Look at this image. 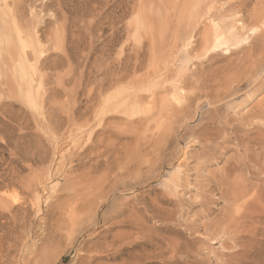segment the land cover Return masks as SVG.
<instances>
[{
	"label": "rangeland",
	"instance_id": "rangeland-1",
	"mask_svg": "<svg viewBox=\"0 0 264 264\" xmlns=\"http://www.w3.org/2000/svg\"><path fill=\"white\" fill-rule=\"evenodd\" d=\"M263 27L264 0H0V264H170L174 247L177 264H264L262 203L260 227L234 224L247 235L222 224L237 184L264 191L237 142L264 139ZM91 135L116 163L100 220L72 232L66 210L95 194L79 184Z\"/></svg>",
	"mask_w": 264,
	"mask_h": 264
},
{
	"label": "bare ground",
	"instance_id": "bare-ground-1",
	"mask_svg": "<svg viewBox=\"0 0 264 264\" xmlns=\"http://www.w3.org/2000/svg\"><path fill=\"white\" fill-rule=\"evenodd\" d=\"M262 16V15H261ZM258 19V18H257ZM263 26V25H262ZM261 26V27H262ZM217 28H218V30L217 29H214V30H212V35L210 36L211 37V39H210V43H211V46H210V43H209V46L211 47V49L212 50H214L216 53L217 52H219L218 50H220V49H222V50H224L223 49V47L225 46V48H226V46H227V42H226V39H224L223 38V36H222V33L219 31V27L218 26H216ZM215 27V28H216ZM214 28V27H213ZM258 28V27H257ZM264 28V27H263ZM244 28H242V30H243ZM256 29V28H255ZM235 30H238L237 28L235 29ZM241 30V29H240ZM256 31H257V29H256ZM258 31H259V29H258ZM247 32V31H246ZM250 32H251V30H250ZM249 32V33H250ZM253 32H255V30L253 29ZM239 33V32H238ZM241 33V32H240ZM248 33V34H249ZM252 33V32H251ZM258 33V32H257ZM261 33V32H260ZM262 33H263V31H262ZM262 33H261V35H262ZM245 34V33H244ZM247 34V33H246ZM254 34V33H253ZM259 34V33H258ZM238 36V35H237ZM240 36V35H239ZM258 36H260V35H258ZM262 36H264V35H262ZM225 37V36H224ZM243 37V36H242ZM241 38V37H240ZM244 38V37H243ZM249 38V37H248ZM260 38L261 37H259V40H260ZM238 39V38H237ZM245 39V38H244ZM243 39V41H245ZM247 39V38H246ZM257 39V38H256ZM263 39H264V37H263ZM232 40V39H231ZM239 40V39H238ZM242 41V40H241ZM256 41V40H255ZM234 42H235V40H234ZM234 42H232V43H234ZM249 42V41H248ZM208 43H207V46H208ZM229 44H231L230 42H229ZM242 44V43H241ZM252 44H254V43H252ZM255 45V44H254ZM250 46H251V44H250ZM250 46H249V48H250ZM239 47V46H238ZM246 47V46H245ZM248 48V47H247ZM246 48V49H247ZM249 48L247 49V50H249ZM228 50L227 51H229V48H227ZM262 49V48H261ZM244 50V49H243ZM252 50H253V48H252ZM231 51V50H230ZM241 51V50H240ZM245 51L246 50H244V54H245ZM20 52V51H19ZM25 52V51H24ZM23 52V53H24ZM221 52V51H220ZM234 52V51H233ZM246 52H249V51H246ZM252 52L253 51H251V55L250 56H248L247 54H245V56L247 55V57L248 58H250V57H252V55H253V57H252V60H253V58L255 59V57H254V54H252ZM254 52H255V50H254ZM229 53V52H228ZM231 53V52H230ZM243 53V52H242ZM256 53V52H255ZM215 54V53H214ZM233 54V53H232ZM243 54V55H244ZM258 56V55H257ZM31 57V56H30ZM261 58H262V56H261ZM243 59V58H242ZM242 59H241V61H242ZM243 60H247V58L245 59V57H244V59ZM251 60V59H250ZM263 60V59H262ZM239 61V62H238ZM238 61L236 62V64L237 63H239L240 64V57H239V59H238ZM249 61V60H248ZM253 61H255V60H253ZM243 62V61H242ZM241 62V63H242ZM250 62V61H249ZM252 62V61H251ZM250 62V65H249V68H250V66L252 65V64H254L253 62L251 63ZM256 62H259V61H256ZM246 63H247V61H246ZM246 63H244L243 62V64H246ZM260 63V62H259ZM263 63V62H262ZM249 64V63H248ZM248 64H246V65H243V66H248ZM257 64V63H256ZM25 65V64H24ZM154 66L156 65V64H153ZM239 67H240V65H238ZM237 67V66H236ZM154 68V67H153ZM231 68V67H230ZM230 68H228L229 70H231ZM241 68V67H240ZM254 68H258V67H253V65H252V70H251V68H250V70H251V72H249L250 74L248 75V73H247V71H246V73L247 74H245L244 72V75H248V76H250V75H253L252 73H253V69ZM226 70H227V67L225 68ZM229 70H228V74L230 75V73L231 72H229ZM246 70H247V68H246ZM249 70V69H248ZM258 70V69H257ZM237 71H238V67H237V70H236V73H237ZM239 71L240 72H242V70H240L239 69ZM244 71V70H243ZM254 71H256V69L254 70ZM224 72V71H223ZM225 73V72H224ZM236 73H235V75H236ZM243 73H241L240 75H242L243 76ZM262 73V72H261ZM223 74V73H222ZM228 74H226V75H228ZM237 74H239V73H237ZM149 74H147V76H148ZM228 75V76H229ZM240 75H238L239 77H241ZM145 76V75H144ZM225 76V75H224ZM228 76H227V78H228ZM30 77V76H29ZM245 76H243V78H244ZM254 77V76H253ZM255 77H256V74H255ZM141 78H143V76L141 77ZM223 78H226V77H223ZM226 78V79H227ZM230 78V77H229ZM228 78V79H229ZM234 78H235V76L233 75V80H234ZM252 78V77H251ZM144 79V78H143ZM149 78H147V80H148ZM231 79H232V76H231ZM230 79V80H231ZM235 79H238V77L236 76V78ZM242 79V78H241ZM241 79H238V80H241ZM253 80V79H252ZM140 81V80H139ZM142 81V80H141ZM145 81V80H144ZM203 81V80H202ZM219 81V80H218ZM221 81V80H220ZM227 81H229V80H227ZM227 81H225V83L227 82ZM242 82L244 81V80H241ZM240 81V82H241ZM209 82V81H208ZM240 82H237L236 81V83H237V85H239V83ZM249 82V81H248ZM215 83V82H214ZM228 83V82H227ZM218 84H219V82H218ZM230 85H231V82H230ZM241 85H242V83H241ZM240 85V86H241ZM205 86V85H204ZM209 86V85H208ZM211 86V85H210ZM216 86H218V85H216ZM215 85H213L212 87H216ZM198 87V86H197ZM196 87V88H197ZM222 87V86H221ZM199 88H201V86L199 87ZM209 88V87H208ZM143 89V88H142ZM198 90V89H197ZM200 90H202V89H200ZM203 90H205V89H203ZM226 90V89H225ZM228 91H229V89H227ZM209 91V90H208ZM199 92H201V91H199ZM218 92V91H217ZM205 93H206V90H205ZM204 93V94H205ZM207 94V93H206ZM219 94H220V92H219ZM198 95V94H197ZM128 96V95H127ZM155 100V99H154ZM126 102H127V99L125 98V97H117V96H114L110 101H109V103H108V110H109V112L111 111V110H119V109H124L126 106H127V104L129 103V102H127V104H126ZM130 105V104H129ZM128 105V106H129ZM183 106V105H182ZM129 108V107H128ZM190 108V107H189ZM126 109V108H125ZM124 109V110H125ZM185 110V109H184ZM188 111V110H187ZM106 113V112H105ZM260 116L262 117V118H264V111H262L261 113H260ZM85 119V118H84ZM262 123H264V122H262ZM256 124V123H255ZM85 125H88V123H86ZM238 130V129H237ZM253 130H258V127L256 128V126L254 127V129ZM84 131H85V129L84 128H79V129H77L75 132H74V134H77V135H79V136H81V135H83L84 134ZM202 132V131H201ZM237 132V131H236ZM257 132H259V131H257ZM234 134H236V133H234ZM92 136L93 135H91V136H89V140L80 148L81 150H80V152H79V154H81V153H83V155L85 154V153H88L89 154V156L87 157V160H86V163H85V166L87 167V169H86V172H85V174L82 176V178H81V182L79 183V184H82V183H84L85 181H88V182H91V184L92 183H95V185H96V187H95V194H88V196L86 197V196H84L85 197V199H83L84 200V203L86 202V204H77V203H75L73 206H70L69 208H68V210H66V211H68L69 212V216L67 217L68 219V226L70 227V229H72V232H75L74 230H76V229H78V228H81L82 226H85V229H87L88 230V227L89 226H91V224L92 225H94V224H96L99 220H100V218L99 219H97V217H98V213H97V208L99 207V202H98V200H101V194L102 193H104V188L106 187V185L108 184V181L110 180V175H111V168H112V165L113 164H115L116 162H114L113 163V161L114 160H112V162L110 161V158H109V155H108V148H109V145H107V144H105L103 141L102 142H100V144L98 143V144H96V143H91V138H92ZM214 135H212V134H210V133H207V131H206V129L204 128V131L201 133V137H205V140H206V142L208 143V145H207V143L205 142V149L206 150H208V151H211V146L213 147V150H215V146H213V141H214V137H213ZM241 136V135H240ZM244 136V135H243ZM248 138V137H247ZM83 139H84V137H82L80 140H82L83 141ZM222 141H228V140H226L225 138L222 140ZM237 142H239L238 144V148H239V146L242 148V150H243V152H244V157H245V160H246V165L244 166V167H247V169L246 170H248V172H249V174H254L253 172H255V174H256V171H253V168H252V171L250 170V168H251V166H250V163L251 162H253V161H255L257 164H256V166H257V168L260 170H258L259 172H264V164H262V162H264V155H256L255 153H254V146H259V147H261L262 146V149H264V139H258V138H252V139H245V140H242V139H240V140H238ZM59 143V142H58ZM79 144V143H78ZM237 144V143H236ZM76 147H78L79 145H75ZM103 146H104V150L102 149L103 148ZM226 149V148H225ZM60 151V150H59ZM205 152V151H204ZM59 153V152H58ZM70 153V152H69ZM60 155V154H59ZM82 155V156H83ZM61 156V155H60ZM73 156V155H72ZM79 157H80V155H79ZM113 157V156H112ZM78 158V157H77ZM74 159H75V156H74ZM79 159V158H78ZM113 159V158H112ZM116 160V159H115ZM262 160V162H261V164L259 165V162ZM54 161V160H53ZM70 161V160H69ZM79 161H81V159L79 160ZM83 161V160H82ZM85 161V160H84ZM51 162V161H50ZM131 162V161H130ZM130 162H129V164L128 163H126V164H128L129 166H130ZM64 164V163H63ZM84 164V163H83ZM51 165V164H50ZM239 166L241 167V163L239 164ZM238 166V167H239ZM56 167V166H55ZM61 167L63 168V166L61 165ZM101 167H104L105 169V175H103V174H101L102 175V177H101V175H100V179L99 180H95V179H93L92 177H93V175L95 174V173H93V172H95L96 171V174L99 172V168H101ZM60 168V167H59ZM139 169V168H138ZM59 170V169H58ZM104 170H103V172H104ZM241 171H243L242 170V168L240 169ZM239 170V171H240ZM255 170V169H254ZM63 171V170H62ZM127 171V170H126ZM235 171V170H234ZM240 171V172H241ZM257 171V172H258ZM50 172V171H49ZM102 172V173H103ZM252 172V173H251ZM258 172V173H259ZM46 173H47V171H46ZM93 173V174H92ZM49 174V173H48ZM229 174V173H228ZM226 175V173H225V176H226V180L228 181V180H230V179H227V176H229V175ZM261 174V173H260ZM104 176V177H103ZM225 176H224V181H225ZM231 176V175H230ZM258 176V175H257ZM261 176V175H260ZM45 177H46V175H45ZM49 178V177H48ZM229 178V177H228ZM80 179V178H79ZM31 181L33 180V179H30ZM67 180V179H66ZM242 180V179H241ZM31 181H29V182H31ZM49 181V180H48ZM223 181V182H224ZM67 182V181H66ZM122 182V181H121ZM226 183H228V182H226L225 181V184ZM241 182H239V184H240ZM43 184V183H42ZM91 184H89L90 186H91ZM115 184V183H114ZM233 184V183H232ZM30 185H33V184H30ZM73 185V184H72ZM85 186L87 185V184H84ZM229 185V184H228ZM238 185V184H237ZM237 185H236V187H237ZM242 184H240V187H235L234 189H233V187L235 186V185H233L232 187H230V188H232L233 189V192H232V194L231 195H229V200H230V202H231V205H229V206H232V212H231V208H229L230 210H228V211H226L227 213H226V216L222 219V224H224L225 225V228H228L229 230L230 229H232V230H234L235 229V231L234 232H237L238 234H240V232L242 233V231H243V229H245V228H243V227H245L246 225H248V223H246L245 221H249V223L250 224H253V226L255 225V226H257V225H259V227H260V224H261V220H262V217H261V215H260V213H263L264 211V207H263V210L261 209V207H260V209H261V211H260V209L257 207V205L258 206H262V205H264L263 204V202H264V194H263V192H262V190H260L259 188L255 191V192H252V189H251V187L249 188L247 185H243V186H241ZM46 186V185H45ZM92 188L91 189H93V187L94 186H91ZM115 187V186H114ZM122 187H125V186H122ZM69 188V187H68ZM71 188H73V187H70V189ZM90 188V187H89ZM89 188H86L85 187V189L87 190V189H89ZM53 189V188H52ZM90 189V190H91ZM115 189V188H114ZM236 189V190H235ZM254 189V188H253ZM40 190V189H39ZM71 190H74V189H71ZM227 190V189H226ZM234 190H235V192H234ZM53 191V190H52ZM37 192H38V190H37ZM83 192V191H82ZM82 192H80L78 195H75V199L76 198H78L79 197V195L82 193ZM87 192H91V191H87ZM113 192V191H112ZM229 192V191H228ZM52 193H54V192H52ZM39 194H40V191H39ZM84 194H85V192H84ZM83 195V194H82ZM82 195H81V197H82ZM105 195V194H104ZM103 195V196H104ZM37 196V195H36ZM54 196V195H53ZM72 195H70V197H71ZM92 196H93V198H94V196H95V198L93 199L92 198ZM69 197V198H70ZM74 197V196H73ZM80 197V198H81ZM105 197V196H104ZM107 197V196H106ZM11 198V197H10ZM37 198H38V196H37ZM40 198V197H39ZM42 198V197H41ZM50 198H52V197H50ZM83 198V197H82ZM61 199V198H60ZM74 199V198H73ZM102 199H104V198H102ZM94 200V201H93ZM39 201V200H38ZM40 201H42V200H40ZM70 201V200H69ZM73 202H74V200H72ZM78 201V199L77 200H75V202H77ZM82 201V200H81ZM73 202H72V204H73ZM40 203V202H39ZM262 203V205H260ZM69 204V203H68ZM101 204V203H100ZM255 205H256V207H255ZM16 206V205H15ZM14 206V207H15ZM63 206V205H62ZM67 206V205H66ZM36 207V206H35ZM65 208V207H64ZM256 208L257 209H259L258 210V212L260 211V213H258L257 212V210H256ZM66 209V208H65ZM65 211V212H66ZM79 211V212H78ZM11 212V211H10ZM233 212L235 213V218H234V215H233ZM81 214V215H80ZM244 214V216L246 215V217H242V215ZM64 216V215H63ZM264 217V216H263ZM245 220V221H244ZM238 221H239V226L243 223V222H245L246 224H244L243 225V227H241L242 228V230H239V228H238V230H237V227H235V225L234 224H238ZM243 221V222H242ZM263 221V220H262ZM240 222H242L241 224H240ZM112 224V223H111ZM222 224H221V226H222ZM120 225V224H119ZM224 225H223V227H224ZM262 225H264V224H262ZM123 226V225H122ZM247 227V226H246ZM259 227H258V229H259ZM240 228V229H241ZM261 228H263V227H261ZM218 229H219V227H218ZM223 229V228H222ZM222 229H219V230H222ZM247 230H248V228H246ZM253 229V228H252ZM219 230H217V232L219 231ZM225 230V229H224ZM224 230H222V231H224ZM246 230V231H247ZM249 230H251L250 228H249ZM240 231V232H239ZM254 231H255V233H256V231H257V229H254ZM71 232V231H70ZM71 232V233H72ZM225 232V231H224ZM248 232V231H247ZM247 232H245V233H247ZM252 232V231H251ZM251 232H249L250 234H252ZM244 233V232H243ZM242 233V234H243ZM244 233V234H245ZM249 233H248V235H249ZM73 234V233H72ZM218 235V234H217ZM245 235H247V234H245ZM238 236H240V235H238ZM250 236V235H249ZM113 238H115V236H113ZM239 238V237H238ZM245 238H246V236H245ZM250 238V237H249ZM248 238V239H249ZM253 238H255V237H253ZM264 238V237H263ZM241 239H243V237L241 238ZM250 240V239H249ZM116 241H117V239H114V241H112L111 242V244L110 245H107L106 246V248H109V247H113L114 245H115V243H116ZM259 241V240H258ZM141 243V242H140ZM241 243H243V241L241 242ZM247 243V242H246ZM255 243V242H254ZM106 244H108V243H106ZM250 244H251V242H250ZM105 245V244H104ZM241 245H243V244H241ZM248 245V244H247ZM257 245V244H256ZM259 245V244H258ZM257 245V246H258ZM262 245H264V244H262ZM145 246H146V243H145ZM252 247H253V245H251ZM124 250L123 251H125L126 249H125V247H122ZM248 248H250V247H248ZM248 248H246V249H248ZM254 248H255V246H254ZM103 249V248H102ZM256 249V248H255ZM252 250V249H251ZM122 251V252H123ZM144 251H146V249L144 250ZM247 251V250H246ZM255 251V250H254ZM122 252H119V254H121ZM172 257H171V263L170 264H177V253H178V250H177V248H172ZM244 252H245V250H244ZM248 252V251H247ZM250 252V251H249ZM118 255V254H117ZM116 256H114V258H115ZM112 258H113V256H112ZM82 258H80L79 259V261L81 260ZM98 259H101L100 257H90V258H88L87 260H88V263L89 262H91V261H96V260H98Z\"/></svg>",
	"mask_w": 264,
	"mask_h": 264
}]
</instances>
